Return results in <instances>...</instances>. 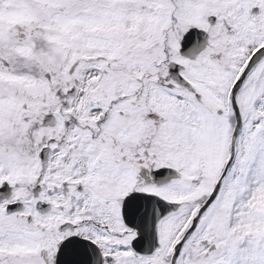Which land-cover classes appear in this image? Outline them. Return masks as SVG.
Segmentation results:
<instances>
[{"label":"snow or ice","instance_id":"snow-or-ice-1","mask_svg":"<svg viewBox=\"0 0 264 264\" xmlns=\"http://www.w3.org/2000/svg\"><path fill=\"white\" fill-rule=\"evenodd\" d=\"M0 264H264V0H0Z\"/></svg>","mask_w":264,"mask_h":264}]
</instances>
